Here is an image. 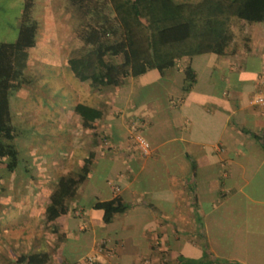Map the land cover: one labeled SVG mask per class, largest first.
Here are the masks:
<instances>
[{
    "label": "crops",
    "instance_id": "obj_1",
    "mask_svg": "<svg viewBox=\"0 0 264 264\" xmlns=\"http://www.w3.org/2000/svg\"><path fill=\"white\" fill-rule=\"evenodd\" d=\"M67 1L33 0L38 56L46 44L65 47L52 24L39 37L41 21L57 20L56 6L65 15ZM98 1L85 11L87 20L110 18L106 2ZM185 65L195 72L187 91ZM261 70L264 20L244 24L224 54L179 59L161 76L149 69L98 89L86 82L70 87L88 104L103 102L101 117L84 124L71 103L37 124L48 125L53 140L65 138L62 150L78 145L77 159L52 160L56 175L71 168L84 179L66 213L52 220L44 213L50 187L43 192L35 185L30 205L10 207L28 213L20 219L32 222L33 232L7 237L2 226L0 264H264V106L251 102ZM133 119L149 143L142 156L129 135ZM113 196L127 207L105 223L92 205ZM28 252H43L44 260H16Z\"/></svg>",
    "mask_w": 264,
    "mask_h": 264
},
{
    "label": "trees",
    "instance_id": "obj_2",
    "mask_svg": "<svg viewBox=\"0 0 264 264\" xmlns=\"http://www.w3.org/2000/svg\"><path fill=\"white\" fill-rule=\"evenodd\" d=\"M97 1H67L78 27V41L66 56L65 65L90 89L112 84L125 75L141 76L149 69L161 76L177 60L196 54H224L226 46L240 36L244 24L264 20V0H103L110 18L103 14V19L91 23L85 11L89 12ZM32 7L33 0H21L15 38L0 41V163L9 172L22 162L14 138L23 136L26 129H18L12 120L11 96L33 80L25 73L36 44L37 20ZM182 73L181 89L187 91L195 72L185 65ZM103 107V102L91 105L76 101L72 110L89 124L101 117ZM83 179L80 170L61 171L47 192L46 220L66 213ZM92 207L101 210V220L107 223L127 204L113 196L96 200ZM43 256V252H28L18 254L16 260L40 263Z\"/></svg>",
    "mask_w": 264,
    "mask_h": 264
},
{
    "label": "rangeland",
    "instance_id": "obj_3",
    "mask_svg": "<svg viewBox=\"0 0 264 264\" xmlns=\"http://www.w3.org/2000/svg\"><path fill=\"white\" fill-rule=\"evenodd\" d=\"M20 5L21 0H0V41L13 40L15 38L16 16L19 13ZM103 6L102 3L99 4V7L103 8ZM55 9L51 13L57 16L58 19L47 23L41 21L42 28L39 40L44 39V31L46 28L49 29L47 24H52L57 34H60L58 39L62 41L65 47L63 46L62 49H59L55 45L46 44L48 46L43 48L44 50L47 48L49 50L40 52L39 56L37 50L33 49L34 47L31 48L25 73L31 74L33 80L20 86L18 91L11 96L12 120L19 126L18 129L22 130L25 128L26 132L23 129L25 132L23 136L14 138L15 144L21 152L22 162L11 172L5 169L4 164L0 163V237H4L1 234L2 226L7 227V237H19L24 234L26 236L33 232L31 227L33 223H25L20 219L23 218L25 221L28 213L18 212V210L10 207L20 204L30 205L32 197H29L28 191L32 190L35 185L37 186L36 188H40L43 192L51 187L49 186L51 184L50 181L52 182L55 179L54 177L57 176L56 170L54 171L57 165L52 160H59L64 156L63 154L68 156L75 154V159L79 157V155L76 156L79 153V150L76 149L78 145L71 143H74V141L67 139L72 147L62 150L60 145L65 144V138L60 136V139L53 140L55 135L53 133L50 134L51 131H48V125L44 123L41 125L37 124L39 120L42 121V118L47 119L50 112H52V108L56 110V108L61 106L68 111L71 103L76 101L88 103L85 96L84 98L82 97V93L74 94L70 89V87H79L80 85L82 87L86 86L85 82L76 79L66 65H62L64 64L62 58L70 53L78 41L76 35L78 27L74 24L75 18L70 10L69 13L66 10V16L63 15L65 7L64 9L62 8L63 11L57 6ZM34 10L33 6L32 12ZM93 20L95 19L91 18V23L94 22ZM235 28L237 27L235 26ZM70 46L72 49L69 51ZM65 48L64 52L63 49ZM129 125L130 123H128L130 130ZM59 141L60 143L56 144ZM139 154L141 156L144 155L140 152ZM24 162L27 171L23 169ZM39 175L42 177H39ZM45 178L47 181H45ZM36 182L41 185L38 186ZM41 202L42 198H40L39 203L41 204ZM7 210L9 213H6Z\"/></svg>",
    "mask_w": 264,
    "mask_h": 264
},
{
    "label": "built area",
    "instance_id": "obj_4",
    "mask_svg": "<svg viewBox=\"0 0 264 264\" xmlns=\"http://www.w3.org/2000/svg\"><path fill=\"white\" fill-rule=\"evenodd\" d=\"M264 70H261L255 79L254 94L251 98L253 104L264 106ZM129 135L132 141L135 142L139 152L141 154H146L149 151V143L146 138L139 132L136 125V120L130 121ZM93 260L92 256H86L84 261L86 263H91Z\"/></svg>",
    "mask_w": 264,
    "mask_h": 264
}]
</instances>
